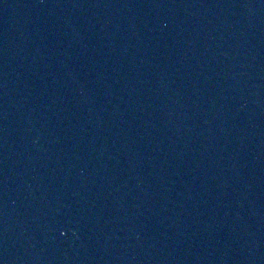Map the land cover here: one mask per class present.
Masks as SVG:
<instances>
[{
    "label": "water",
    "instance_id": "95a60500",
    "mask_svg": "<svg viewBox=\"0 0 264 264\" xmlns=\"http://www.w3.org/2000/svg\"><path fill=\"white\" fill-rule=\"evenodd\" d=\"M0 264H264V0H0Z\"/></svg>",
    "mask_w": 264,
    "mask_h": 264
}]
</instances>
